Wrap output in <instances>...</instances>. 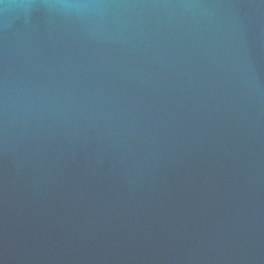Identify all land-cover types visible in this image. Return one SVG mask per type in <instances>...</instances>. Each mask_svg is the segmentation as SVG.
Listing matches in <instances>:
<instances>
[{"label":"water","instance_id":"1","mask_svg":"<svg viewBox=\"0 0 264 264\" xmlns=\"http://www.w3.org/2000/svg\"><path fill=\"white\" fill-rule=\"evenodd\" d=\"M0 264H264V0H0Z\"/></svg>","mask_w":264,"mask_h":264}]
</instances>
